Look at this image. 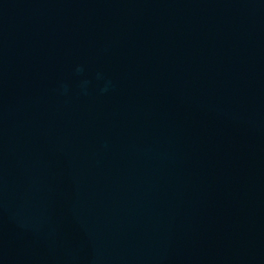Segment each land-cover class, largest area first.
<instances>
[{"label":"water","instance_id":"water-1","mask_svg":"<svg viewBox=\"0 0 264 264\" xmlns=\"http://www.w3.org/2000/svg\"><path fill=\"white\" fill-rule=\"evenodd\" d=\"M0 264H264V0H0Z\"/></svg>","mask_w":264,"mask_h":264}]
</instances>
